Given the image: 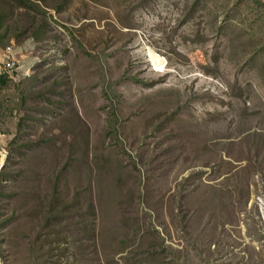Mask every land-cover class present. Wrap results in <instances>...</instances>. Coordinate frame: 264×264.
Instances as JSON below:
<instances>
[{
	"label": "rangeland",
	"instance_id": "1",
	"mask_svg": "<svg viewBox=\"0 0 264 264\" xmlns=\"http://www.w3.org/2000/svg\"><path fill=\"white\" fill-rule=\"evenodd\" d=\"M11 42L2 264H264V0H0Z\"/></svg>",
	"mask_w": 264,
	"mask_h": 264
},
{
	"label": "built area",
	"instance_id": "2",
	"mask_svg": "<svg viewBox=\"0 0 264 264\" xmlns=\"http://www.w3.org/2000/svg\"><path fill=\"white\" fill-rule=\"evenodd\" d=\"M30 71L31 64L29 58L22 55L14 42H11L6 47L0 46V77L12 78L18 74L28 76L30 75ZM7 157L6 144H0V173L8 165ZM0 264L2 263L0 262Z\"/></svg>",
	"mask_w": 264,
	"mask_h": 264
},
{
	"label": "trees",
	"instance_id": "3",
	"mask_svg": "<svg viewBox=\"0 0 264 264\" xmlns=\"http://www.w3.org/2000/svg\"><path fill=\"white\" fill-rule=\"evenodd\" d=\"M6 79H7L6 77H0V86H1V84H4L5 83Z\"/></svg>",
	"mask_w": 264,
	"mask_h": 264
}]
</instances>
